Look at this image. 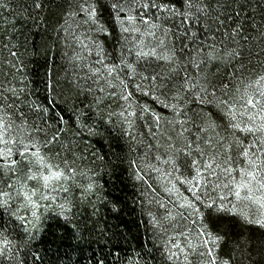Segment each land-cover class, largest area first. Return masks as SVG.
<instances>
[{
	"label": "snow or ice",
	"instance_id": "obj_1",
	"mask_svg": "<svg viewBox=\"0 0 264 264\" xmlns=\"http://www.w3.org/2000/svg\"><path fill=\"white\" fill-rule=\"evenodd\" d=\"M52 2L0 0V264H42L43 234L72 246L80 206L111 203L104 158L76 150L105 127L150 231L121 264H239L230 227L264 229V0H63L41 103L17 18L38 28Z\"/></svg>",
	"mask_w": 264,
	"mask_h": 264
},
{
	"label": "trees",
	"instance_id": "obj_2",
	"mask_svg": "<svg viewBox=\"0 0 264 264\" xmlns=\"http://www.w3.org/2000/svg\"><path fill=\"white\" fill-rule=\"evenodd\" d=\"M28 3L31 0H13L12 6L19 13ZM62 3L63 0H54L47 5L43 13L45 23L38 28L33 27L31 19L17 18V26L29 37V45L33 50L29 63L30 79L35 96L41 103H47L51 98L45 90L46 71L49 68L54 73L62 74L63 71V61L59 55L54 56L51 49L53 28L61 16ZM6 16L7 12H0V24ZM76 150L95 153L104 158L103 162L97 160L96 164L100 170L103 195L111 203L97 204L98 214H94L90 206H80L77 213L79 230L77 238L70 242L72 246L68 242L60 244L54 235L57 231L55 228L43 234L34 245V250H38L43 258L42 264H96L98 258H104L105 264H121L134 253L147 251L151 247L148 242L150 231L144 223L146 217L136 203L138 189L132 179L129 165L132 157L127 141L115 128L105 127L99 129L97 136L81 138ZM113 204L119 209L118 212L112 211ZM0 218V222L10 220L3 209H0ZM12 228H15V223L10 230ZM230 231L240 244L247 245L242 252L234 253L239 264H264V229L236 221ZM115 251L120 253L119 261L112 255Z\"/></svg>",
	"mask_w": 264,
	"mask_h": 264
}]
</instances>
